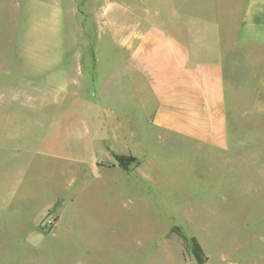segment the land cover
<instances>
[{
	"label": "rangeland",
	"instance_id": "rangeland-1",
	"mask_svg": "<svg viewBox=\"0 0 264 264\" xmlns=\"http://www.w3.org/2000/svg\"><path fill=\"white\" fill-rule=\"evenodd\" d=\"M17 1L0 0V264H264L260 123L251 143L231 114L219 151L134 118L132 83L103 90L114 112L93 123L84 94L14 91ZM227 80L234 94L241 76Z\"/></svg>",
	"mask_w": 264,
	"mask_h": 264
},
{
	"label": "crops",
	"instance_id": "crops-1",
	"mask_svg": "<svg viewBox=\"0 0 264 264\" xmlns=\"http://www.w3.org/2000/svg\"><path fill=\"white\" fill-rule=\"evenodd\" d=\"M16 8L14 91L84 94L93 123L106 119L99 110L114 112L103 90L124 99L132 83L131 113L147 112L152 128L225 151L238 114L251 143L260 123L264 150V0H18ZM229 68L241 76L234 94Z\"/></svg>",
	"mask_w": 264,
	"mask_h": 264
},
{
	"label": "trees",
	"instance_id": "trees-1",
	"mask_svg": "<svg viewBox=\"0 0 264 264\" xmlns=\"http://www.w3.org/2000/svg\"><path fill=\"white\" fill-rule=\"evenodd\" d=\"M117 162L119 163V166L125 170L129 169V166L132 163L139 164L138 160L136 158H132L130 156L126 155H115Z\"/></svg>",
	"mask_w": 264,
	"mask_h": 264
}]
</instances>
